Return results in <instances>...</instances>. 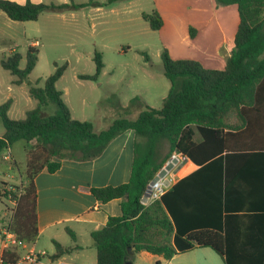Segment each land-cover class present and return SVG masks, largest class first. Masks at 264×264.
<instances>
[{"label":"trees","instance_id":"obj_1","mask_svg":"<svg viewBox=\"0 0 264 264\" xmlns=\"http://www.w3.org/2000/svg\"><path fill=\"white\" fill-rule=\"evenodd\" d=\"M117 1L125 0H107L103 5ZM92 2L88 4H95ZM217 2L236 5L239 15L234 48L225 68L208 69L196 60L174 59L164 49L161 59L171 87L160 109L145 106L135 118H118L108 128L97 131L93 123L73 119L63 93L56 87L67 63H54L55 71L45 79L44 86H37V81L30 87V97L37 105L24 119L9 117L11 99L0 105L5 129L0 137V154L18 141L30 147L26 154L27 181L19 187L20 195L10 192L16 207L8 227L20 239L33 242L39 234L35 185L39 173L44 169L50 174L57 172L62 160H93L114 138L133 130L129 182L91 189L94 198L103 203L120 200L122 211L121 216L109 217L105 226L91 234L97 264H132V256L140 252L171 260L195 248H211L224 264H264V210L245 215L228 213L231 206L223 204L222 186V172L227 171L229 159L264 154V0ZM66 6L0 0V11L17 22L37 21L42 12ZM143 19L153 31L164 26L158 11L143 14ZM190 35L194 38L196 30L190 29ZM38 55V49L29 46L23 69L19 52L3 57L0 65L18 77L17 84H30ZM94 61L95 74L80 75L81 80H97L104 69L100 53H96ZM50 102L57 111L44 116L42 110ZM197 134L200 142L195 139ZM165 142L169 144L167 152ZM174 151L201 166L200 170L177 181L160 200L143 206L140 198L146 186ZM255 208L264 209V205ZM68 232L75 240V234ZM242 235L254 243L238 244ZM70 250L58 244L54 258ZM5 257L11 263L20 259L16 249L5 251Z\"/></svg>","mask_w":264,"mask_h":264},{"label":"rangeland","instance_id":"obj_2","mask_svg":"<svg viewBox=\"0 0 264 264\" xmlns=\"http://www.w3.org/2000/svg\"><path fill=\"white\" fill-rule=\"evenodd\" d=\"M12 1L24 4L27 0ZM29 1L67 6L44 11L37 21L29 22L12 21L0 11V30L10 39L0 47V61L11 52H19L23 69L28 47L36 43L39 51L30 84H17L18 77L0 65V105L11 99L9 117L24 119L37 105L30 97V87L37 81V86L43 87L55 71L54 63H67L56 87L63 93L73 119L91 122L97 131L118 118H135L145 106L162 107L171 87L161 59L164 49L175 59L196 60L208 69L223 70L234 48L239 23L237 6L219 5L217 0H125L111 5H103L107 0H92L95 4H88L90 0ZM153 11L164 20L158 31L143 19V14ZM190 29L197 32L194 38ZM96 53H100L104 69L97 80H81L80 75L95 74ZM56 111V105L50 102L42 114L51 116ZM4 131L0 118V137ZM29 148L25 141H18L0 154V231L10 225L15 212L16 202L10 192L20 195L19 187L27 181ZM168 150L165 142L164 151ZM132 260L134 264L158 263L139 253ZM160 260L159 264H224L211 248H195L172 261Z\"/></svg>","mask_w":264,"mask_h":264},{"label":"crops","instance_id":"obj_3","mask_svg":"<svg viewBox=\"0 0 264 264\" xmlns=\"http://www.w3.org/2000/svg\"><path fill=\"white\" fill-rule=\"evenodd\" d=\"M9 40L0 30V47ZM35 44L31 45L36 47ZM195 139L200 142V135H196ZM134 141V131L127 130L114 138L97 158L90 161L62 160V166L57 172L50 174L44 169L37 175L36 215L39 234L30 245L47 253L37 264H97V252L91 234L105 226L109 217L121 216L122 211L120 200L103 203L94 198L91 189L115 187L129 182ZM200 168L201 166L188 159L178 171L176 182ZM222 177L223 204L231 206L228 213L245 215L264 210L255 208V205H264V154L232 157L229 159L227 171L223 169ZM68 230L75 234V240L71 238ZM237 243L254 242L242 235ZM58 244L71 250L54 258ZM16 250L20 257L25 254L23 248ZM139 254L148 255L161 263L162 256L147 252ZM131 262L134 264L132 258Z\"/></svg>","mask_w":264,"mask_h":264},{"label":"built area","instance_id":"obj_4","mask_svg":"<svg viewBox=\"0 0 264 264\" xmlns=\"http://www.w3.org/2000/svg\"><path fill=\"white\" fill-rule=\"evenodd\" d=\"M8 158V157H7ZM188 158L178 151H174L168 161L155 174L154 178L146 186L145 192L140 198V203L148 207L168 191L175 183L178 171L184 165ZM2 237V250L0 251V264H18L28 262L37 264L41 258L45 257V251H38L30 245V242L24 241L18 235L7 227L0 231ZM23 248L25 254L20 257L16 263L7 261L5 251Z\"/></svg>","mask_w":264,"mask_h":264},{"label":"water","instance_id":"obj_5","mask_svg":"<svg viewBox=\"0 0 264 264\" xmlns=\"http://www.w3.org/2000/svg\"><path fill=\"white\" fill-rule=\"evenodd\" d=\"M131 253H132V251H131Z\"/></svg>","mask_w":264,"mask_h":264}]
</instances>
